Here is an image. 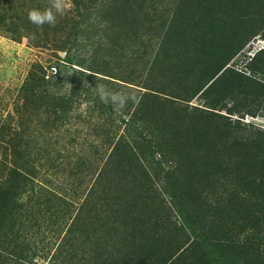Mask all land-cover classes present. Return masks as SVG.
Listing matches in <instances>:
<instances>
[{"label":"trees","instance_id":"obj_1","mask_svg":"<svg viewBox=\"0 0 264 264\" xmlns=\"http://www.w3.org/2000/svg\"><path fill=\"white\" fill-rule=\"evenodd\" d=\"M103 1L105 4L72 0L75 8L52 26L53 31L47 24L41 29L45 35L52 33L54 45L61 51H67L66 44L78 41L93 26L96 31L100 27L105 30L104 19L112 28H120L107 34L105 43L119 51L124 42L134 37L140 40L142 33V39L144 33L164 34L154 69L139 85L143 91L136 95L139 102L123 109L130 114L123 118L125 128L134 136L115 142L113 151L119 157L107 166H119V175L126 178L136 169L151 187L163 178L175 187L166 188L172 193L171 206L166 205L162 193H157L158 197L140 190L145 203L141 204L138 196L139 201L126 210L124 224L134 229L129 240L127 234L129 244L103 253L100 244L104 241L92 242V264H264V128L244 121L246 115L264 110V71L258 74L256 70L264 60V50L248 62L251 72L235 64L253 39L258 35L264 39V0H181L177 15L163 29L153 24L148 0ZM50 2L0 0V23L12 15L4 25H16L13 33L36 29L28 19L29 10L47 8ZM92 10H98L93 19ZM25 35L33 39L32 34ZM35 41L45 43V38ZM61 61L75 76H81L82 82L90 78L85 69L97 71L92 65L85 68L83 63L73 62L70 55ZM129 65V72L126 70L120 79L137 85L136 65ZM37 67L39 72L29 77L24 88L30 96H42L49 117L57 120L68 110L70 98L59 92L48 95L47 82L55 86L60 76L69 72L59 67V74L48 76L44 66ZM104 69L112 76L108 62ZM195 99L201 103L190 104ZM23 156L17 153L16 162ZM26 175L33 178L19 166L8 173H1L0 167V219L4 224L10 194L26 185ZM154 202L159 203L148 208ZM136 206L142 213L137 220L130 210ZM88 211L92 221H101L107 207L88 202Z\"/></svg>","mask_w":264,"mask_h":264},{"label":"rangeland","instance_id":"obj_2","mask_svg":"<svg viewBox=\"0 0 264 264\" xmlns=\"http://www.w3.org/2000/svg\"><path fill=\"white\" fill-rule=\"evenodd\" d=\"M147 2V9L155 18L153 24H158V29L172 23L181 4V0ZM100 3L105 4L103 0ZM66 4V11L58 16L57 23L75 8L72 0H66ZM97 6L101 8L99 4ZM97 13L98 10H92V19ZM11 18L12 15L5 23H0V167L1 173H8L9 169L19 166L33 178L26 175V185L10 194L5 224L0 219V264H92V242L104 241L100 244L101 251L105 253L108 249L109 253L130 239L134 229L124 224L126 210L139 201L140 190L154 196L162 193L166 205H174L170 198L172 193L166 189L175 187L171 180L156 179L151 187L136 169L127 178L125 174L119 175V166L108 169V161H116L119 157L113 151L115 142L123 137L132 139L134 135L123 122L130 114L114 110L111 104L101 102L95 94L98 84L135 95L143 92L139 85L154 69L155 55L165 37L157 31L159 34L156 35L144 33L142 39V33L140 40L134 37L132 41L124 42L120 52L117 47L105 45L107 34L120 28H112L104 19L106 24L102 26L108 33L103 27L96 31L93 26L86 30L88 34L84 37L66 44L67 51H61L56 49L52 33L48 31L49 35H45L41 27L13 33L16 25L11 24L10 28L4 25ZM53 28L51 26L49 30L53 31ZM28 33L33 39L25 35ZM20 34L24 36L20 38ZM14 35L18 38H13ZM259 36L236 57L235 64L239 69L251 72L248 62L264 50V39ZM39 38H45V43L37 44L35 40ZM68 55L73 62L83 63L85 68L92 65V69L100 72L85 69L90 78H84L82 82L81 76H75L72 68L62 63ZM107 62L114 77L102 71L106 70ZM127 62L136 65L133 69L137 71V85L120 79L126 70L129 72ZM38 65L45 67L48 76L59 74V67L69 72L64 77L61 75L55 86L47 82L48 95L59 92L70 98L68 110L57 120L49 117L42 96H30L28 88H24L29 77L39 72ZM74 67L84 70L77 64ZM70 75L74 78L67 79ZM200 103L195 99L190 104ZM244 121L264 128V110L259 108L255 116L246 115ZM19 152L24 156L16 162ZM164 168L168 165L164 164ZM103 196H116L117 199L107 201L102 199ZM88 202H94L100 208L107 207V214L101 213V221H92L91 213L86 212ZM140 203H145L141 196ZM157 203L148 208L152 209ZM130 210L136 220L142 214L137 206ZM103 235H106L105 239H98Z\"/></svg>","mask_w":264,"mask_h":264},{"label":"clouds","instance_id":"obj_3","mask_svg":"<svg viewBox=\"0 0 264 264\" xmlns=\"http://www.w3.org/2000/svg\"><path fill=\"white\" fill-rule=\"evenodd\" d=\"M66 8V0H51L47 8H33L29 10L28 19L38 27H42L45 24L54 26L57 23L58 16H62ZM95 94L99 97L101 102L111 104L116 111L125 109L129 101L133 103L139 102L135 93L113 90L104 84H98L96 86Z\"/></svg>","mask_w":264,"mask_h":264},{"label":"crops","instance_id":"obj_4","mask_svg":"<svg viewBox=\"0 0 264 264\" xmlns=\"http://www.w3.org/2000/svg\"><path fill=\"white\" fill-rule=\"evenodd\" d=\"M252 60V59H251ZM253 61V60H252ZM259 60H257L258 62ZM257 73L260 74L262 70L264 71V60H261L256 67ZM262 74V73H261Z\"/></svg>","mask_w":264,"mask_h":264}]
</instances>
